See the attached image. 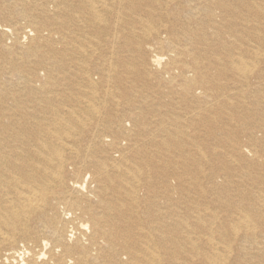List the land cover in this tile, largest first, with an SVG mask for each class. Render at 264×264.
<instances>
[{
  "label": "bare ground",
  "instance_id": "bare-ground-1",
  "mask_svg": "<svg viewBox=\"0 0 264 264\" xmlns=\"http://www.w3.org/2000/svg\"><path fill=\"white\" fill-rule=\"evenodd\" d=\"M0 264H264V0H0Z\"/></svg>",
  "mask_w": 264,
  "mask_h": 264
}]
</instances>
